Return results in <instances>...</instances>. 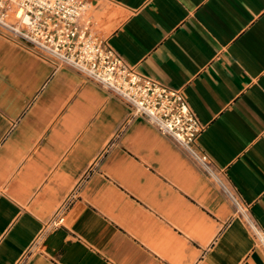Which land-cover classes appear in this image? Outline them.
Returning a JSON list of instances; mask_svg holds the SVG:
<instances>
[{
    "label": "crops",
    "instance_id": "obj_1",
    "mask_svg": "<svg viewBox=\"0 0 264 264\" xmlns=\"http://www.w3.org/2000/svg\"><path fill=\"white\" fill-rule=\"evenodd\" d=\"M89 1L95 36L182 93L235 201L129 104L0 34V264H264V0Z\"/></svg>",
    "mask_w": 264,
    "mask_h": 264
},
{
    "label": "built area",
    "instance_id": "obj_2",
    "mask_svg": "<svg viewBox=\"0 0 264 264\" xmlns=\"http://www.w3.org/2000/svg\"><path fill=\"white\" fill-rule=\"evenodd\" d=\"M90 9L89 0H0V34L74 69L129 104L135 114L187 150L235 201L207 155L194 148L202 126L182 93L139 73L95 36ZM71 200L60 207L53 223L62 221Z\"/></svg>",
    "mask_w": 264,
    "mask_h": 264
}]
</instances>
